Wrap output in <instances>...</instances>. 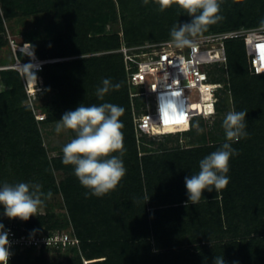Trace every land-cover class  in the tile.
<instances>
[{
	"label": "trees",
	"instance_id": "16d2710c",
	"mask_svg": "<svg viewBox=\"0 0 264 264\" xmlns=\"http://www.w3.org/2000/svg\"><path fill=\"white\" fill-rule=\"evenodd\" d=\"M19 1L0 0L6 18L14 16ZM30 1H41L42 6L64 8L62 16L68 22L67 32L57 38L30 43L40 59H62L45 65L41 71H34L41 78L43 87L59 93L58 99L51 103L53 109H46L56 112L49 120H59L64 113L75 110L81 104L99 106L112 103L124 109L120 120L124 125L122 159L126 174L121 181L127 185L125 193L130 199L128 208L136 215L138 225H147L148 232L144 242L125 246V249L136 251L135 247L143 246L145 252L159 251L161 257L174 260V264H181V261L183 264H214L215 257H223L224 264H264V74L250 75L246 62H241L245 54V49L242 51L244 41L242 46L241 43H230V51L226 50L230 57L229 74L235 111L248 112L245 118L247 136L238 142H230L238 154L230 159L226 188L218 192L215 189L211 192L205 190L199 203L183 205L182 200L176 201V187L180 183L185 184L186 177L197 174L199 162L221 148L226 140L214 135L212 142L206 146L139 157L125 64L116 54L88 55L120 45L118 36H93L90 33L95 23L103 20L102 17L98 18V14L103 12L104 7L97 0ZM109 1L112 6L113 0ZM116 1L120 6H125V0ZM140 1L130 0L132 6L141 4ZM256 1L264 5V0ZM34 6L37 7L36 4ZM105 16L107 20L108 15ZM179 24L183 23H174L169 30ZM4 32V21L0 14V47L6 41ZM126 34L130 35L129 32ZM19 56L23 60L27 58L23 53ZM1 74L5 90L0 91V172L5 171L10 162L17 164L20 161V164L24 163V166H20L24 167L23 174L29 181L39 174L46 176L50 172V163L42 145L36 114L25 104V80L15 70ZM210 74L212 76L211 71ZM105 78L110 79L113 85L119 83L121 87L118 90L110 88L100 99L96 93L103 86ZM193 125L186 132L191 131ZM3 161L6 162L4 166ZM54 162L57 168L69 171L68 178L60 187H54L55 191L60 188L68 202L83 196L92 200L96 198L106 205L109 203L107 194L102 197L86 195L89 190L80 184L73 166L64 165L62 159ZM17 178V174L9 177L4 173L0 176V183L23 182ZM146 199L150 202L148 206ZM97 211L103 217L113 215L103 207L94 211L91 205L73 211L75 215L82 212V217H74L79 236L89 234L85 230L87 223L82 221L89 220ZM0 221L5 224L8 220L0 215ZM20 222L26 226L27 233L39 235L47 221L44 216L38 215L37 218L30 217ZM133 239L138 241L137 238ZM151 241L155 248H152ZM103 252L100 247L92 254H105Z\"/></svg>",
	"mask_w": 264,
	"mask_h": 264
},
{
	"label": "rangeland",
	"instance_id": "374dc122",
	"mask_svg": "<svg viewBox=\"0 0 264 264\" xmlns=\"http://www.w3.org/2000/svg\"><path fill=\"white\" fill-rule=\"evenodd\" d=\"M97 1H99L98 4L104 7L103 12L101 11L98 14V18L102 17L103 20H98L95 23V27L90 31L91 35L118 36L120 45L111 49L91 52L88 55L116 54L124 62L123 45H127L133 52L150 51L170 41L171 30L169 28L172 24L185 23L191 20V17L175 4L162 12L154 0H148L147 4L144 3V0H141V4L136 3L135 6L131 5L130 0H125V6H120L116 0H113L115 6L113 1L112 6L109 0H107L108 2ZM35 4L37 5L36 8ZM63 9L54 8L51 5L42 6L41 1L20 0L17 7H15L14 16L6 18L0 6L6 39L0 47V91L5 90L1 74L3 71H18L21 78L24 79L18 69L11 68L16 61L10 44L11 39L19 44L25 42L33 44L35 41L53 40L59 35L66 33L68 22L62 16L61 11ZM220 14L224 19L210 26L208 31L197 39L220 40L224 42L225 47L230 51V43H241V46L243 45L242 41H244L245 33L252 31L264 32L259 27L260 21L264 20V5L261 2L258 3L256 0H223ZM105 15H108L107 20H105ZM253 18L254 20H251ZM127 32L130 33L129 36H127ZM232 33H235V35L225 38V35ZM243 49H245V54L240 60L241 62H246L250 75H253L246 46L242 48V51ZM228 58L226 62L215 63L210 68L213 80L224 85L219 90L216 114L209 118H197L192 130L189 132L142 136L140 141L137 140L135 132L134 136L139 157L158 152L206 146L212 142L214 135H219L220 139L226 140L222 121L229 111H235L229 74L230 57ZM36 77L37 80L26 78L33 96L29 97L26 90L25 104L26 107L31 109L33 114L45 117V120H40L36 117V121L42 135V145L48 155L50 172L46 176L39 174L32 181H29L27 176L23 174L24 167L20 166L24 163L20 164V161H18L17 164L10 162L6 170L0 172V176L5 173L9 177H14L17 174V180L21 179L25 183L39 184L41 186L40 190L45 194V197L44 204L41 206V211L38 215L44 216L47 222L42 225L39 235L65 232L70 237L78 239L79 242L66 248H22L15 251L9 260V264H112L110 261L113 264H174V260L161 257L162 253L159 251L154 250L153 252L155 253L145 252L146 249H143V246L141 248L139 246L135 247L136 251L125 249V246H136L138 242H144V236L148 234L147 225L142 227L138 225L136 215L128 208L130 199L125 193L127 191L125 182L120 181L115 190L107 193L109 197L107 205L101 200H96V198L92 200L88 199V197L83 198V196L81 199L80 197H75L68 202L60 188L59 191H55L54 187H60L61 183L68 178L69 171L57 168L54 165V161L63 158L62 147L75 138L76 134L70 130H64L59 134L56 133L55 127L60 119L50 121L49 119L56 112L55 110L46 109H53L51 103L58 99L59 93L57 90H47L43 87V82L41 81L40 83L39 77ZM138 91L139 89L129 88V92L136 93ZM129 99L133 119L135 115L144 111L145 104L142 96L131 97L130 95ZM5 164L6 162L3 166ZM4 183L8 182L0 183V188H2ZM49 191L52 196L51 198H46V194ZM175 191L178 197L176 201L182 200L183 205L187 204L188 193L185 184L180 183ZM149 203V199H146V206ZM90 205L94 211L103 207L106 212L113 213V215L103 217L97 211L98 213L91 218L89 217V220H86L87 222L82 221L87 223L85 230H88L87 232L89 233L82 237L76 231L77 221L74 220V217H82V212L75 215L73 211L76 208L84 209ZM0 215L7 218V220H12L4 215L3 205H0ZM32 217L37 218L38 216ZM133 238H137L138 241ZM131 239L133 240L130 241ZM151 244L152 248H155V244L153 242ZM100 247L103 248V253L105 254H92ZM106 258L109 259L106 260ZM181 264H183L182 261Z\"/></svg>",
	"mask_w": 264,
	"mask_h": 264
},
{
	"label": "clouds",
	"instance_id": "9594fccd",
	"mask_svg": "<svg viewBox=\"0 0 264 264\" xmlns=\"http://www.w3.org/2000/svg\"><path fill=\"white\" fill-rule=\"evenodd\" d=\"M160 11H165L174 4L191 17L190 22L173 26L170 31V44L178 49L193 47L198 37L208 31L209 27L217 24L224 17L220 14L223 0H154ZM147 4L148 0H144ZM260 30H264V20L260 21ZM21 52L34 58V48L25 43ZM29 80H37L33 64L22 66ZM102 87L97 89V96L103 99L110 88L119 89V83L113 85L110 79L102 81ZM161 119L164 115L177 114V107L167 99L159 101ZM124 109L112 103L99 106L81 104L73 111L63 114L57 122V134L64 130L74 132L75 138L62 147V163L74 167V175L80 184L89 190L92 196L102 197L115 190L126 174L123 163V123L120 117ZM246 111H229L222 121L226 142L221 148L207 155L199 162V172L190 178H185L188 193V203H199L205 190L211 192L225 189L229 183V162L238 152L230 142H238L247 136ZM190 130V129H189ZM188 131V130H186ZM184 131V132H186ZM182 133L168 130L161 135ZM119 153V155H114ZM39 184L18 182L4 183L0 188V205H3L4 215L9 219L27 221L32 216H38L44 204L45 194ZM49 191L46 198H51ZM8 233L0 224V264H9L11 252ZM214 264H224L223 257H215Z\"/></svg>",
	"mask_w": 264,
	"mask_h": 264
},
{
	"label": "built area",
	"instance_id": "2783aa9c",
	"mask_svg": "<svg viewBox=\"0 0 264 264\" xmlns=\"http://www.w3.org/2000/svg\"><path fill=\"white\" fill-rule=\"evenodd\" d=\"M233 35L235 33L225 35V38ZM243 39L250 57L252 72L256 75L264 74V32H247ZM25 43L19 44L11 39L10 44L16 60L11 68L21 72L28 95L32 97L26 80L28 76H25L22 66L31 63L34 66L33 70L37 72L45 65L62 59H40L35 53L34 58L26 56L27 58L23 60L19 54L23 53L21 49ZM122 51L129 88L139 89L136 93L130 92V95L142 96L145 104L144 111L133 118L138 141L142 136L161 135L168 130L184 132L191 129L195 119L209 118L216 114L219 90L224 85L211 79L210 68L215 63L228 60L224 42L197 39L193 47L178 49L169 41L150 51L141 52H133L127 45H123ZM39 81L40 83L42 81L40 77ZM161 99L173 103L178 109L177 114L164 115L161 119L159 111ZM36 117L40 120L45 118L37 114ZM0 224L3 223L0 221ZM3 225L4 231L8 233L11 257L15 251L22 248H66L79 242L65 232L29 234L26 226L18 218L8 220Z\"/></svg>",
	"mask_w": 264,
	"mask_h": 264
},
{
	"label": "bare ground",
	"instance_id": "6f19581e",
	"mask_svg": "<svg viewBox=\"0 0 264 264\" xmlns=\"http://www.w3.org/2000/svg\"><path fill=\"white\" fill-rule=\"evenodd\" d=\"M216 82V81H215ZM216 87H220V86H216Z\"/></svg>",
	"mask_w": 264,
	"mask_h": 264
}]
</instances>
